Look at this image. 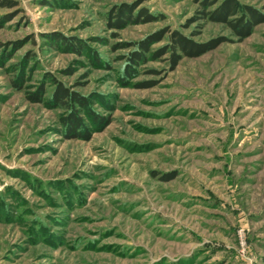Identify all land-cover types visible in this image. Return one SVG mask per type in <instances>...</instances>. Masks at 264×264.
Listing matches in <instances>:
<instances>
[{"label": "rangeland", "instance_id": "rangeland-1", "mask_svg": "<svg viewBox=\"0 0 264 264\" xmlns=\"http://www.w3.org/2000/svg\"><path fill=\"white\" fill-rule=\"evenodd\" d=\"M11 1L0 7V264H264V20L240 37L197 18V0ZM120 4L155 19L112 26ZM159 27L222 40L173 67L148 54L124 78L131 46L119 43ZM54 79L86 96L85 136L50 100Z\"/></svg>", "mask_w": 264, "mask_h": 264}, {"label": "trees", "instance_id": "trees-1", "mask_svg": "<svg viewBox=\"0 0 264 264\" xmlns=\"http://www.w3.org/2000/svg\"><path fill=\"white\" fill-rule=\"evenodd\" d=\"M200 9H198L197 18H206L214 21H223L230 28L231 31L240 37L247 36L252 30L255 24L264 20V10L256 7L253 4L241 3L238 0H197ZM11 0H2L0 7L11 6ZM134 6L120 4L114 12H112V19L109 23L112 26L123 27L127 22L142 20H154L155 16L148 9L141 7L133 13ZM166 35L167 40L158 47L150 49V45L154 42H158ZM63 43L67 46L75 48L73 45L74 40L70 37H62ZM222 38H209L203 41H196L191 36L183 34L176 28L170 29L169 27H159L157 30L149 32L137 40H127V42H120L119 44H125V46H131V48L124 53V71L122 76L128 77L136 70L135 65L142 63L147 55L150 54L153 57H158L161 54L169 53V62L173 67L179 60L181 54L184 55H197L208 48L214 47L221 41ZM79 49V48H76ZM54 89L51 93L50 100L53 103L60 104L67 107L69 113L63 117L64 125L67 127L68 133L73 136H85L87 131L83 128V121L81 116L77 113L76 105L84 106L86 103V96L81 95L76 90L65 86L58 79H54ZM148 81H144V85H147ZM38 88L35 91L30 92V98L39 100L42 98L45 91L43 84H38Z\"/></svg>", "mask_w": 264, "mask_h": 264}]
</instances>
